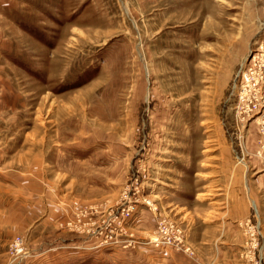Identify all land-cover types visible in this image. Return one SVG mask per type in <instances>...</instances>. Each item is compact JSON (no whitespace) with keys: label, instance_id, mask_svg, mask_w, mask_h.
<instances>
[{"label":"rangeland","instance_id":"374dc122","mask_svg":"<svg viewBox=\"0 0 264 264\" xmlns=\"http://www.w3.org/2000/svg\"><path fill=\"white\" fill-rule=\"evenodd\" d=\"M261 117L264 0H0V264H264Z\"/></svg>","mask_w":264,"mask_h":264},{"label":"built area","instance_id":"2783aa9c","mask_svg":"<svg viewBox=\"0 0 264 264\" xmlns=\"http://www.w3.org/2000/svg\"><path fill=\"white\" fill-rule=\"evenodd\" d=\"M242 77L245 78V74L243 73L242 74ZM256 95V94H255ZM255 97V96H254ZM254 107H259V104L254 101L252 102ZM237 110H238V113L239 114H242V113H248V110H252V108L247 104V102H244L242 101L241 99V102L239 103V105L237 106ZM261 122L264 123V117H261ZM169 226V225H168ZM179 231L180 229L179 228H175L174 229V236L172 237H169L165 240L166 243H177L175 242V240H177V238H179ZM154 238V237H153ZM158 238L160 239L161 237L158 236ZM158 238L154 239V241H158ZM181 240V239H180Z\"/></svg>","mask_w":264,"mask_h":264},{"label":"crops","instance_id":"0c3cea01","mask_svg":"<svg viewBox=\"0 0 264 264\" xmlns=\"http://www.w3.org/2000/svg\"><path fill=\"white\" fill-rule=\"evenodd\" d=\"M226 223H228V222H226ZM229 224V223H228ZM215 228H213L214 230H216V224H215V226H214ZM215 251V250H214Z\"/></svg>","mask_w":264,"mask_h":264},{"label":"bare ground","instance_id":"6f19581e","mask_svg":"<svg viewBox=\"0 0 264 264\" xmlns=\"http://www.w3.org/2000/svg\"><path fill=\"white\" fill-rule=\"evenodd\" d=\"M22 246V245H21Z\"/></svg>","mask_w":264,"mask_h":264}]
</instances>
